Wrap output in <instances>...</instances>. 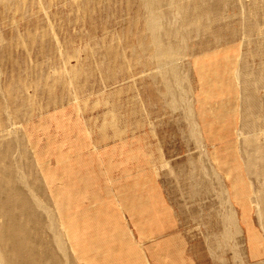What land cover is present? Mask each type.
<instances>
[{
    "label": "rangeland",
    "instance_id": "1",
    "mask_svg": "<svg viewBox=\"0 0 264 264\" xmlns=\"http://www.w3.org/2000/svg\"><path fill=\"white\" fill-rule=\"evenodd\" d=\"M159 1L176 75L144 0H0V203L35 246L0 230L3 260L264 264V0ZM138 184L174 229L147 246L116 202Z\"/></svg>",
    "mask_w": 264,
    "mask_h": 264
},
{
    "label": "crops",
    "instance_id": "2",
    "mask_svg": "<svg viewBox=\"0 0 264 264\" xmlns=\"http://www.w3.org/2000/svg\"><path fill=\"white\" fill-rule=\"evenodd\" d=\"M121 190V192L116 191V194H119L116 202L129 229L125 230V225L120 228L126 231V236H130L134 243L138 246H147L149 243L158 242L173 234L174 229L168 226L171 214L169 210L164 209V202L159 197L161 194L159 187L138 184L122 187ZM248 223L253 228L250 215ZM254 235L257 236L255 230ZM144 249L142 255H147L148 248ZM142 255L137 252V259H143ZM194 256L198 258L195 254ZM252 257L255 256H250ZM253 261L256 259L253 258Z\"/></svg>",
    "mask_w": 264,
    "mask_h": 264
},
{
    "label": "bare ground",
    "instance_id": "3",
    "mask_svg": "<svg viewBox=\"0 0 264 264\" xmlns=\"http://www.w3.org/2000/svg\"><path fill=\"white\" fill-rule=\"evenodd\" d=\"M145 1V4H146V6H147V9H148V14H149V25H150V28H151V30L153 31V33H154V36H156V40H157V42L159 43V45L161 46V44H162V47H161V50H160V56L163 58V62L162 63H164L162 66H163V68H164V71H165V69H167L166 70V72H172V74L173 75H176V70H177V65H178V59H177V56H176V54H175V52H174V50L171 48V47H169V46H167L166 44H164V42L163 41H161L160 40V37H159V33H161L160 31L163 29V27H164V23H163V18L161 17V13L160 12H162V10H160V1L159 0H144ZM199 12H201V11H199ZM156 44V43H155ZM168 47V48H167ZM159 58V57H158ZM161 61V60H160ZM253 65H255V64H253ZM246 68V67H245ZM163 71V70H162ZM163 71V72H164ZM262 100V99H261ZM258 101H260V100H256V102L258 103ZM257 103H255V104H257ZM254 103H252L251 105H253ZM254 104V105H255ZM250 105V104H249ZM256 106V105H255ZM257 106H258V104H257ZM258 109H260L261 107H257ZM258 111V110H257ZM261 111V110H260ZM250 116V115H249ZM251 117H252V115H251ZM247 118V117H246ZM248 119V118H247ZM249 122H250V117H249ZM249 122H247V123H249ZM250 125H252V124H250ZM249 126V125H248ZM250 127L251 126H249V129H250ZM248 128V127H247ZM255 132L257 131L258 132V128L257 127H255V126H253V127H251ZM262 131H263V129H262ZM256 132V133H257ZM253 134V133H252ZM260 133H258V135H259ZM244 137V136H243ZM250 137V136H249ZM263 138V137H262ZM258 140V139H257ZM245 141V140H244ZM254 142V141H253ZM261 142V141H260ZM248 143H252L251 142V140H250V142H248ZM254 144H256L255 142H254ZM251 145V144H250ZM253 145V144H252ZM213 146V145H212ZM244 146V145H243ZM249 146V145H248ZM247 146V147H248ZM256 146H258V145H255V147ZM245 147H246V145H245ZM261 147V146H260ZM249 149V148H248ZM263 150V149H262ZM250 153V152H249ZM250 154H255L253 151L250 153ZM252 158V157H251ZM5 159V158H4ZM253 159V158H252ZM6 160V159H5ZM9 163V162H8ZM0 165H3L2 163L0 164ZM8 166V165H7ZM9 169H6V168H3V166H2V169H0V184H1V178L3 179V178H5V177H9V171H8ZM6 185L9 187H11L12 186V182L11 181H8V179L6 180ZM1 198H3V197H1V195H0V199ZM7 199H9L8 200V202H9V204L7 203ZM4 200L6 201V202H4V203H0L1 205H0V230L2 231V234H4V233H6V232H13L14 230H15V228H16V226H17V224L18 223H21V227L23 228V229H26L25 230V232L23 233V243H22V246L24 247V248H28V249H30V250H33V249H35V248H32L34 245L32 244L33 242V240L31 241L29 238H31V233H30V231L32 230H28V228H27V226H25V222H20V220L24 217V216H28V215H24L23 213H22V217H21V219L20 218H17L15 215H14V213H13V206H12V203H11V201H10V197H6V198H4ZM1 207H3V208H1ZM27 208V207H26ZM25 211H26V209H24ZM27 213H28V211H27ZM32 213V212H31ZM29 214V213H28ZM33 214V213H32ZM24 215V216H23ZM30 216H28V218H29ZM27 218V219H28ZM53 221V220H52ZM54 223V222H53ZM32 228V227H31ZM240 228H239V226H238V230H239ZM33 233V232H32ZM57 233V232H56ZM12 235V234H11ZM33 235V234H32ZM33 237V239H35L34 237L35 236H32ZM56 237H57V240H58V242L61 244V236L60 235H56ZM241 237V236H240ZM31 241V242H30ZM35 241V240H34ZM35 244V243H34ZM35 247V246H34ZM8 249V248H7ZM10 251V250H9ZM2 258H4V257H2L1 256V254H0V264H9V261H11L10 262V264H15L16 262H14V260L12 261L11 259H5V260H3ZM36 258V257H35ZM32 259H34V258H32ZM31 259V260H32ZM9 260V261H8ZM17 260V259H16ZM15 260V261H16ZM36 261V260H35ZM32 262V261H31ZM19 263H20V261H19ZM18 263V264H19ZM25 263H28V259H27V262H25ZM30 264V263H29ZM32 264V263H31ZM37 264V263H36Z\"/></svg>",
    "mask_w": 264,
    "mask_h": 264
}]
</instances>
